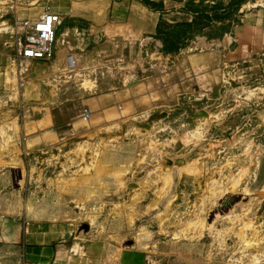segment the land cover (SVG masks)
<instances>
[{"label":"rangeland","instance_id":"rangeland-1","mask_svg":"<svg viewBox=\"0 0 264 264\" xmlns=\"http://www.w3.org/2000/svg\"><path fill=\"white\" fill-rule=\"evenodd\" d=\"M248 1L184 9L213 22ZM200 27L173 29L164 48ZM18 47L0 90V212L72 223L73 264H264V59L173 106L85 121L78 94L107 93L110 76L18 61ZM65 105L73 119L30 127L49 107L61 120Z\"/></svg>","mask_w":264,"mask_h":264},{"label":"crops","instance_id":"crops-1","mask_svg":"<svg viewBox=\"0 0 264 264\" xmlns=\"http://www.w3.org/2000/svg\"><path fill=\"white\" fill-rule=\"evenodd\" d=\"M187 1L0 0V90L11 78L8 49L21 43L23 30L15 27V18H37L47 6L62 20L52 62L64 60L63 74L80 68L110 76L107 93L78 94L80 107L108 122L129 116L133 107L173 106L183 93L210 92L225 81L228 67L264 59L262 0H249L228 19L213 22H191ZM179 26L201 27L183 36L181 47L165 49V37ZM59 113L61 120L45 108L30 127H54L74 118L67 105ZM76 232L64 219L1 211L0 264H73Z\"/></svg>","mask_w":264,"mask_h":264},{"label":"built area","instance_id":"built-area-1","mask_svg":"<svg viewBox=\"0 0 264 264\" xmlns=\"http://www.w3.org/2000/svg\"><path fill=\"white\" fill-rule=\"evenodd\" d=\"M61 23L60 16L53 13L49 6L37 18H15V27L23 30L21 43L16 52L17 60L46 62L54 60L56 57L57 31ZM70 63H74V60H71ZM82 118L85 121L92 118V112L89 108L83 110Z\"/></svg>","mask_w":264,"mask_h":264},{"label":"trees","instance_id":"trees-1","mask_svg":"<svg viewBox=\"0 0 264 264\" xmlns=\"http://www.w3.org/2000/svg\"><path fill=\"white\" fill-rule=\"evenodd\" d=\"M238 8V7H237Z\"/></svg>","mask_w":264,"mask_h":264}]
</instances>
